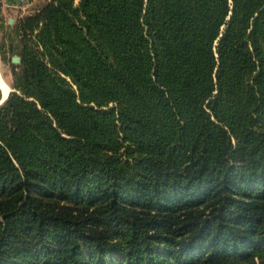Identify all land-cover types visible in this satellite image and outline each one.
<instances>
[{
    "label": "trees",
    "instance_id": "obj_1",
    "mask_svg": "<svg viewBox=\"0 0 264 264\" xmlns=\"http://www.w3.org/2000/svg\"><path fill=\"white\" fill-rule=\"evenodd\" d=\"M8 27L0 264H264V0H45Z\"/></svg>",
    "mask_w": 264,
    "mask_h": 264
},
{
    "label": "rangeland",
    "instance_id": "obj_2",
    "mask_svg": "<svg viewBox=\"0 0 264 264\" xmlns=\"http://www.w3.org/2000/svg\"><path fill=\"white\" fill-rule=\"evenodd\" d=\"M44 1L45 0H30L22 4L19 0H0V73H2L1 76H3L2 85L0 84V87L2 92H7L9 87L12 88V74L9 62L2 58V55H5L6 58L10 56L7 52L9 45L8 35L13 36V34L10 32L11 29L8 27V24H12L18 17L31 12L33 8ZM4 87L6 89H4Z\"/></svg>",
    "mask_w": 264,
    "mask_h": 264
},
{
    "label": "water",
    "instance_id": "obj_3",
    "mask_svg": "<svg viewBox=\"0 0 264 264\" xmlns=\"http://www.w3.org/2000/svg\"><path fill=\"white\" fill-rule=\"evenodd\" d=\"M11 61L14 62V63L15 62H19L20 61V57L17 56V55H13L11 57ZM1 75H2V73H1ZM10 90H13V89L9 87L8 90H7V92H6V94L4 95L3 92H2V89L0 87V95H1L0 96V104L5 100V98L7 97V95H8V93H9Z\"/></svg>",
    "mask_w": 264,
    "mask_h": 264
},
{
    "label": "bare ground",
    "instance_id": "obj_4",
    "mask_svg": "<svg viewBox=\"0 0 264 264\" xmlns=\"http://www.w3.org/2000/svg\"><path fill=\"white\" fill-rule=\"evenodd\" d=\"M1 72V71H0ZM0 84L2 85V76H1V73H0ZM4 86V85H3ZM4 89H6L5 87H4ZM5 91L3 92V94L5 95Z\"/></svg>",
    "mask_w": 264,
    "mask_h": 264
},
{
    "label": "built area",
    "instance_id": "obj_5",
    "mask_svg": "<svg viewBox=\"0 0 264 264\" xmlns=\"http://www.w3.org/2000/svg\"><path fill=\"white\" fill-rule=\"evenodd\" d=\"M20 1V3H27L28 1H30V0H19Z\"/></svg>",
    "mask_w": 264,
    "mask_h": 264
}]
</instances>
